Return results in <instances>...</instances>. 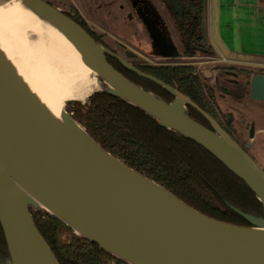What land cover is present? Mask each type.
Instances as JSON below:
<instances>
[{
    "label": "water",
    "instance_id": "1",
    "mask_svg": "<svg viewBox=\"0 0 264 264\" xmlns=\"http://www.w3.org/2000/svg\"><path fill=\"white\" fill-rule=\"evenodd\" d=\"M21 1L73 44L104 85L85 103L68 102L66 107L86 105L104 94L140 110L160 128L195 143L241 180L260 203L262 214L226 204L250 225L240 227L188 206L104 149L66 107L60 120L52 116L0 49V226L8 252L0 264H59L33 213L54 217L125 264H264V154L258 152L264 151V125L258 118L249 121L242 116L235 125L233 114L220 111L240 134V144L188 96L110 54L60 10L42 0ZM108 56L173 99L168 102L133 83L108 63ZM123 57L143 63L135 52ZM153 57L174 64L203 61L158 59L155 53ZM228 69L214 63L198 65L191 75L204 83L215 102L217 93L245 109L246 100L264 105V71ZM226 85L234 88L227 90ZM190 109L210 128L195 121Z\"/></svg>",
    "mask_w": 264,
    "mask_h": 264
},
{
    "label": "trees",
    "instance_id": "2",
    "mask_svg": "<svg viewBox=\"0 0 264 264\" xmlns=\"http://www.w3.org/2000/svg\"><path fill=\"white\" fill-rule=\"evenodd\" d=\"M189 68L156 67L149 68L146 73L176 88L205 111L199 99V96L204 99L205 88L199 79L191 75ZM125 77L168 102L173 99L165 91L152 88L148 83ZM72 105L70 113L73 112V117L104 149L119 155L124 163L136 171L145 172L147 178L164 186L201 214L240 227L250 225L229 210L226 204L244 212L262 214L260 203L241 180L195 143L160 128L140 110L104 94L93 96L86 105ZM192 115L194 119L198 116ZM181 167L188 171L182 172ZM193 186L200 192L215 189L226 203L218 199L220 205L217 207L206 204L201 195L192 189ZM45 216L47 220L35 216L34 220L59 264H125L76 236L54 217ZM0 242L3 247L6 246L1 226Z\"/></svg>",
    "mask_w": 264,
    "mask_h": 264
},
{
    "label": "flooded vegetation",
    "instance_id": "3",
    "mask_svg": "<svg viewBox=\"0 0 264 264\" xmlns=\"http://www.w3.org/2000/svg\"><path fill=\"white\" fill-rule=\"evenodd\" d=\"M42 1L46 2L51 7L60 10L65 16L80 25L96 43L104 46L110 54L118 58H123L125 61L130 63L134 69L146 75H149L146 73V70L149 68L188 66L190 67L189 72L194 73L195 67L198 65L215 63L213 60H208L210 58L209 54L214 51L213 47L208 42L206 27L207 0L206 4L204 0H113L110 4H108V7H112L111 11H109V14L111 15V18H109L110 21L112 20L116 26H119V28L122 26L120 28L121 31L126 30L130 32L133 40L136 39L140 42L138 43L140 46H146L147 44H149V46H153L155 49V55L158 59L173 58L185 61L193 59L203 60L202 62H185L180 64L152 62L138 63L130 58H124L123 55H126L130 51L128 49L129 47L118 41H116V48H113L111 45H107L101 35L105 32H102L101 34L97 33L88 23L85 22L73 5H67L62 0H58V2L56 0ZM126 23H129V25ZM170 23H173L175 29L179 33V46L177 43L173 42L169 36ZM205 27L206 31L204 30ZM180 48L182 52L179 51ZM107 61L122 75L128 76L136 81L148 83L152 85V88L154 87L158 90H162L128 70L118 59L108 56ZM224 61L227 60L224 59ZM236 70L237 69L234 68L228 69V71ZM200 83L202 87L205 88L203 93L204 99L202 96H199L205 111L197 104L196 105L202 111L212 116L216 122L219 123L222 129H224V131L233 136L241 144L243 140L240 134L234 130L233 124L230 123L228 116H223V114L218 110L215 98L209 92V89L203 85L204 83H202V81H200ZM72 104H70V110L73 109ZM192 113L198 115L195 119L193 118L195 121L207 128H210V124L197 111L190 109L191 116H193ZM71 114L73 115V112H71ZM113 155L124 161V159L116 153H113ZM137 171L146 176L145 172H141L139 170ZM181 171L185 172L188 170L181 167ZM192 189L196 190L195 186H193ZM197 194L201 195L202 201L213 207H217L215 204H220L218 199L225 202L224 198L219 194V192L215 191V189L213 191H197ZM33 215L37 219L41 218L42 220H47L45 215L39 213H33ZM7 257V247H3L0 242V261L3 262ZM111 264L115 263L113 262Z\"/></svg>",
    "mask_w": 264,
    "mask_h": 264
},
{
    "label": "rangeland",
    "instance_id": "4",
    "mask_svg": "<svg viewBox=\"0 0 264 264\" xmlns=\"http://www.w3.org/2000/svg\"><path fill=\"white\" fill-rule=\"evenodd\" d=\"M58 2V0H56ZM67 5H73L81 17L97 33L101 34L107 45L116 48V41L127 45L129 52H135L143 58L144 63H165L156 60L153 55L155 49L153 46H140L138 40H133L131 33L126 30H120L122 26H116L109 14L112 7H108L113 0H62ZM260 1V2H259ZM207 0L206 21L208 42L214 48V55L208 60H213L220 69L227 68H248L264 71V16L254 12L255 3L262 6L264 11V0ZM113 13V12H112ZM130 23V22H129ZM129 23H126L129 25ZM134 24V23H132ZM107 34V35H106ZM169 36L171 40L180 45L179 33L173 23L169 26ZM141 47V48H140ZM182 52L181 48L179 49ZM121 53V52H119ZM226 59L227 61H224ZM181 63V62H178ZM209 66V65H207ZM206 66V67H207ZM222 71H220L221 73ZM215 76L218 75L214 70ZM222 74H220L221 76ZM235 81V77L231 78ZM239 79V78H238ZM206 83H213L207 80ZM234 87L226 85L227 90ZM216 104L222 113H231L235 116L234 124L245 116L249 121L254 117L258 118L260 124L264 125V105L257 102L245 101L248 108H243L239 103L235 104L230 99L218 98ZM88 103V102H87ZM86 103V104H87ZM257 104V106H256ZM70 103L66 109L70 112ZM255 108L256 111L250 110ZM262 115V116H261ZM260 154L264 151L258 150ZM216 206L220 204H215Z\"/></svg>",
    "mask_w": 264,
    "mask_h": 264
},
{
    "label": "bare ground",
    "instance_id": "5",
    "mask_svg": "<svg viewBox=\"0 0 264 264\" xmlns=\"http://www.w3.org/2000/svg\"><path fill=\"white\" fill-rule=\"evenodd\" d=\"M0 49L30 92L58 120L68 102L85 103L103 90L73 44L21 0H0Z\"/></svg>",
    "mask_w": 264,
    "mask_h": 264
},
{
    "label": "crops",
    "instance_id": "6",
    "mask_svg": "<svg viewBox=\"0 0 264 264\" xmlns=\"http://www.w3.org/2000/svg\"><path fill=\"white\" fill-rule=\"evenodd\" d=\"M258 1H259V0H258ZM259 2H260V1H259ZM253 9H254L253 13H254V12L258 13V14H259V17H263V16H264V11H263L262 6H259V5H257V4L255 3V6L253 7Z\"/></svg>",
    "mask_w": 264,
    "mask_h": 264
}]
</instances>
